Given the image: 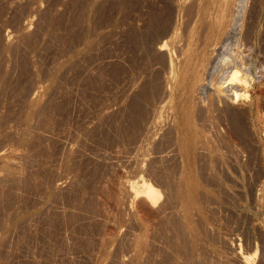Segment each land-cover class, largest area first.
<instances>
[{
	"label": "rangeland",
	"instance_id": "obj_1",
	"mask_svg": "<svg viewBox=\"0 0 264 264\" xmlns=\"http://www.w3.org/2000/svg\"><path fill=\"white\" fill-rule=\"evenodd\" d=\"M190 1L0 0V264H244V256L264 264V119L260 125L256 114L242 115L243 102L231 101L243 116L241 135L221 107L202 113L198 97L193 107L200 109L191 111L193 135L202 131L195 137L205 147L191 149L198 152L193 163L180 151L190 129L179 112L183 98L166 81L170 59L177 58L172 34L191 27ZM241 1L235 3L244 14L232 27L240 39L236 51L259 71L264 0ZM163 42L170 45L161 51ZM260 101L263 115L264 96ZM188 170H195L189 180ZM141 177L160 191V201L151 207L131 190ZM193 184L198 196L188 187Z\"/></svg>",
	"mask_w": 264,
	"mask_h": 264
},
{
	"label": "bare ground",
	"instance_id": "obj_2",
	"mask_svg": "<svg viewBox=\"0 0 264 264\" xmlns=\"http://www.w3.org/2000/svg\"><path fill=\"white\" fill-rule=\"evenodd\" d=\"M237 1V0H236ZM241 0H239V2H240ZM169 2V1H168ZM191 2V4L190 3H187L188 5L190 4V6L188 7V12H189V14H190V16L191 17H189L191 20H192V22H191V27L189 28L188 26V29H186L185 31V33L184 32H181L179 29H175V31H174V33L172 34L173 35V42H174V48H175V53L177 52V58H176V60L175 59H173V58H171L170 59V68H171V70H170V73H168L169 75H167V85H168V87L167 88H170L171 90H173V91H176L177 93H178V95H180V98L182 99L183 98V102H181V104L179 105V107L180 108H182L181 109V111H179V112H181L183 115V121H186L185 123L188 125V127H189V129H190V131L189 130H186L187 132H188V135H187V138L185 137V138H183L184 136H183V133H182V129H181V127H182V124H181V127L180 128H178L179 130L178 131H180L181 130V133H180V138L179 139H182L183 138V143H180V144H182V145H180V147L181 146H183V150H182V147L180 148V151L182 152L183 151V154L186 156V158H187V160H186V158H185V160H186V162L188 161V163H193V160L195 159L194 158V156H193V152H195L194 150V148H198V146L199 145H197L198 144V140H197V138L195 137V135L198 133H195V135H193V133L196 131V126H195V123H194V121H193V114H191V111L194 113V111H195V109L194 108H197L198 106H200L201 107V111L204 109L205 111H206V114L207 113H209V114H212L211 112H213V110H215V109H217L218 107L220 108V111L223 109V112H225V114L227 115V117H229L230 119H231V121H233V123H234V128H237V130H239V128H241L242 130L244 129V128H242L241 127V124H242V121H243V119H242V121L240 120V117H243L242 115H247V114H249V116L250 115H254L255 116V114H256V120H258V121H256V122H259L260 123V125H262V122H263V116H264V114L262 115V113H261V111H260V106H262L261 104H260V100H261V98H262V96H264V69L262 68V69H260L259 71H257V69H259V68H261V67H255L254 65L253 66H251V65H249L248 66V61H244V59L246 58H243L242 56H241V54H240V51L238 50V51H236L237 50V46H239V44H240V39H238V38H236V37H234V35L236 34V32H235V34L232 32L233 30V28L232 27H234V22L236 23V21L235 20H237L238 18H237V16L240 14V16H243V15H241V14H244V13H241V6H240V3L238 4L239 6H240V8L238 9L236 6H237V4L235 3V0H191L190 1ZM242 2V1H241ZM173 3V2H172ZM186 4V5H187ZM174 5V4H173ZM172 5V6H173ZM238 6V7H239ZM242 6H244V5H242ZM256 7V6H255ZM173 9H175V8H173ZM184 9V8H183ZM245 9V8H244ZM186 10V9H185ZM241 10V11H240ZM187 11V10H186ZM244 11V10H243ZM164 12V11H163ZM255 12H257V11H255ZM254 12V13H255ZM262 12V11H261ZM169 13V12H168ZM158 14V13H157ZM172 14V13H171ZM153 15V14H152ZM151 15V16H152ZM173 15V14H172ZM176 15V14H175ZM158 16V15H157ZM162 16V15H161ZM189 16V15H188ZM165 17V16H164ZM174 17V16H173ZM176 17V16H175ZM184 17V16H183ZM182 17V18H183ZM256 17V16H255ZM259 17V16H258ZM169 18V17H168ZM237 18V19H236ZM166 19V18H165ZM190 19H188L189 21H190ZM255 19H257V18H255ZM259 19V18H258ZM156 20V19H155ZM187 20V19H186ZM170 21V20H169ZM159 22V21H158ZM172 22V21H171ZM183 22V21H182ZM241 22V21H240ZM163 23V22H162ZM161 23V24H162ZM188 23V22H187ZM238 23V22H237ZM245 23V22H244ZM157 24V23H156ZM155 24V25H156ZM159 24V23H158ZM166 24V23H165ZM168 24H170V22L168 23ZM173 24V23H172ZM174 25V24H173ZM188 25V24H187ZM243 25V24H242ZM249 25V24H248ZM178 26V25H177ZM238 26V25H237ZM185 27V26H184ZM248 27V26H247ZM146 28V27H145ZM172 28V27H171ZM238 28V27H237ZM254 28V27H253ZM158 29H159V27H158ZM163 29V28H162ZM183 29V28H182ZM185 29V28H184ZM183 29V30H184ZM234 29H236V27L234 28ZM240 29V28H239ZM245 29V28H244ZM27 30V29H26ZM151 30V29H150ZM249 30V33H250V31H251V29L249 28L248 29ZM164 31H165V29H164ZM163 31V32H164ZM253 31V30H252ZM251 31V32H252ZM162 32V31H161ZM261 32V31H260ZM165 33V32H164ZM244 33V32H243ZM253 33V32H252ZM155 34V33H154ZM247 34V33H246ZM249 35V34H248ZM262 35V34H261ZM140 36H141V34H140ZM243 36V35H242ZM250 36V35H249ZM139 37V36H138ZM163 37V36H162ZM171 37V36H170ZM247 37V36H246ZM262 37V36H261ZM147 38V37H146ZM145 38V39H146ZM250 38V37H249ZM248 38V39H249ZM253 38V37H252ZM136 39V38H135ZM141 39V38H140ZM144 39V40H145ZM151 40H152V38H150ZM149 39V40H150ZM148 40V41H149ZM161 40H163V39H161ZM243 40V39H242ZM245 40V39H244ZM159 41V40H158ZM246 42V41H245ZM244 42V43H245ZM149 43V42H148ZM152 43V42H151ZM243 43V42H242ZM155 44V43H154ZM169 44V43H168ZM168 44H167V42H163V43H161L160 44V46H158L159 47V49L161 50V51H164V50H166V48L168 47ZM251 44H252V42H251ZM170 45V44H169ZM244 45V44H243ZM247 46H249L248 44H247ZM250 47V46H249ZM148 49V48H147ZM155 49H156V47H155ZM170 49V48H169ZM245 49H246V47H245ZM244 49V50H245ZM250 49H251V47H250ZM262 49V48H261ZM157 50V49H156ZM247 50H249V49H247ZM152 52V51H151ZM242 52H243V49H242ZM248 52V51H247ZM244 53H246V52H244ZM243 53V54H244ZM151 54V53H150ZM247 54V53H246ZM256 54H257V52H256ZM259 55V54H258ZM162 56V55H161ZM163 57H164V55H163ZM260 57V56H259ZM262 58V57H261ZM260 58V59H261ZM159 59V58H158ZM164 60H165V57H164ZM167 60V59H166ZM259 61V60H258ZM262 61V60H261ZM248 62V63H247ZM156 63V62H155ZM162 63V62H161ZM258 63V62H257ZM254 64V63H253ZM262 64H263V62H262ZM262 64H260V65H262ZM247 65V66H246ZM258 65H259V63H258ZM264 66V65H263ZM262 66V67H263ZM154 69V68H153ZM154 74V73H153ZM157 74H155V76H156ZM158 76H160V75H158ZM162 76V75H161ZM153 77V76H152ZM165 77V76H164ZM155 78V77H154ZM159 78V77H158ZM165 79H166V77H165ZM162 82H163V79H162ZM154 85V84H153ZM155 85H156V83H155ZM166 85V84H165ZM209 85H211V87L213 88V90H211V89H209L208 88V86ZM159 87V86H158ZM162 87V86H161ZM164 88H165V86H164ZM156 90V89H155ZM158 90V89H157ZM165 90V89H164ZM167 91H168V89H167ZM166 91V92H167ZM158 93V92H157ZM144 94V93H143ZM163 94V93H162ZM177 95V94H176ZM139 96V95H138ZM142 96V95H141ZM159 96V95H158ZM199 97V99H200V104L198 103L199 101V99L197 100V98ZM165 98V97H164ZM177 98V97H176ZM232 100H231V99ZM133 99V98H132ZM136 100V99H135ZM138 100V99H137ZM196 100H197V102H196ZM238 100V101H241V103L243 102L244 103V105H245V111L247 112L246 114H242L241 112V116H239L240 115V113H238L237 111H238V109H237V111L235 110V111H233V107H231V101H234V103L236 104V101ZM148 101V100H147ZM179 101V100H178ZM134 102V101H133ZM143 102V101H142ZM194 102L196 103V105H197V103H198V106H196V107H193V105H195L194 104ZM242 103V104H243ZM263 103V102H262ZM135 104H137V101H136V103ZM134 104V105H135ZM147 104H149V103H147ZM169 104V103H168ZM167 104V105H168ZM178 104V103H177ZM237 104H239V102L237 103ZM242 104H239V106L240 105H242ZM177 106V105H176ZM130 107V106H129ZM145 107H146V105H145ZM162 107V106H161ZM200 107H198L199 109H200ZM236 107V106H235ZM131 108V107H130ZM147 108V107H146ZM180 108L179 109H177V110H180ZM236 108H239L238 106L236 107ZM241 108V107H240ZM239 108V109H240ZM139 109V108H138ZM141 109H142V107H141ZM153 109V108H152ZM132 110V109H131ZM133 110H134V108H133ZM176 110V109H175ZM174 110V111H175ZM194 110V111H193ZM204 110L202 111V113L204 112ZM127 111H129V110H127ZM139 111H144L143 109L142 110H139ZM157 111V110H156ZM198 111V110H197ZM200 111V110H199ZM244 110H243V112H245ZM154 112V111H153ZM169 112V111H168ZM222 112V113H223ZM134 113H135V111H134ZM146 113V112H145ZM162 113V112H161ZM170 113V112H169ZM199 113H201V112H199ZM216 114H217V112H215ZM214 113V114H215ZM263 113H264V111H263ZM129 114V113H128ZM140 115V114H138L137 113V111H136V113L134 114V115ZM156 114V113H155ZM176 114V113H175ZM177 114H178V112H177ZM177 114H176V116H177ZM196 114V113H195ZM208 114V115H209ZM213 114V115H214ZM220 114V113H219ZM119 115V114H118ZM121 115V114H120ZM127 115V114H126ZM131 115V114H130ZM136 115V116H137ZM146 115V114H145ZM148 115V114H147ZM152 115V114H151ZM198 115H200V114H198ZM202 115V114H201ZM223 115H224V113L222 114V117H223ZM132 116V115H131ZM142 116V115H141ZM144 116V115H143ZM142 116V117H143ZM181 116V115H180ZM207 116V115H206ZM205 116V117H206ZM210 116H212V115H209V117ZM221 116V115H220ZM156 117V116H155ZM154 117V118H155ZM165 117V116H164ZM179 117V116H178ZM203 117V116H202ZM208 117V116H207ZM215 117V116H214ZM217 117V116H216ZM221 117V118H222ZM226 117V116H225ZM225 117L223 118V120L225 119ZM247 117V116H246ZM133 118V117H132ZM135 118V117H134ZM145 118V117H144ZM149 118V117H148ZM153 118V119H154ZM169 118V117H168ZM204 118V117H203ZM220 118V117H219ZM249 118V117H248ZM247 118V119H248ZM250 118H251V116H250ZM249 118V119H250ZM254 118V117H253ZM138 119H140L139 117H138ZM170 119V118H169ZM207 119V118H206ZM212 119H213V117H212ZM117 120V119H116ZM121 120V119H120ZM126 120V119H125ZM155 120V119H154ZM168 120V119H167ZM197 120H198V118H197ZM209 120H210V118H209ZM216 120V119H215ZM222 120V119H221ZM220 119H219V121H221ZM229 120V119H228ZM253 120V119H252ZM128 121V120H127ZM152 121V120H151ZM159 121V120H158ZM173 121V120H172ZM174 121H175V119H174ZM177 121H179V120H177ZM212 121V120H211ZM244 121H245V119H244ZM249 121V120H248ZM247 121V122H248ZM254 121V120H253ZM116 122V121H115ZM136 122V121H135ZM140 122V121H139ZM149 122V121H148ZM155 122V121H154ZM197 122H199V121H197ZM205 122V121H204ZM203 122V123H204ZM215 122V121H214ZM224 122V121H223ZM256 122H254V123H252V124H255ZM134 123V122H133ZM137 123V122H136ZM141 123V122H140ZM157 123V122H156ZM161 123V122H160ZM175 123V122H174ZM173 123V124H174ZM179 123H180V121H179ZM179 123H176V125L175 126H177V124H179ZM219 123V122H218ZM217 123V124H218ZM226 122H224V124H225ZM232 123V122H231ZM232 123V124H233ZM245 123H246V121H245ZM244 123V124H245ZM135 124V123H134ZM199 124V123H198ZM201 124V123H200ZM206 124H208V123H206ZM215 124V123H214ZM223 124V123H222ZM221 123H220V125H222ZM227 124V123H226ZM243 124V125H244ZM249 124V123H248ZM250 124H251V122H250ZM264 124V123H263ZM118 125V124H117ZM138 125V124H137ZM145 125V124H144ZM152 125H153V123H152ZM170 125V124H169ZM171 125H172V123H171ZM174 125L172 126V127H174ZM187 125H186V127H187ZM203 125V124H202ZM213 125V124H212ZM211 125V127L210 128H212L213 126ZM246 125V124H245ZM256 125H257V123H256ZM154 126V125H153ZM156 126V125H155ZM255 126V125H254ZM259 126V125H258ZM257 126V127H258ZM111 127V126H110ZM147 127V126H146ZM152 127V126H151ZM169 127V126H168ZM171 127V126H170ZM184 127V126H183ZM198 127H200V126H198ZM216 127V126H215ZM214 127V128H215ZM217 127H218V125H217ZM230 127V126H229ZM251 127V126H250ZM253 127V126H252ZM256 127V126H255ZM261 127V126H260ZM259 127V128H260ZM264 127V126H263ZM112 128V127H111ZM123 128V127H122ZM128 128V127H127ZM135 128V127H134ZM158 128V127H157ZM164 128V127H163ZM176 128V129H177ZM201 128V130H202V127H200ZM204 128V127H203ZM213 128V129H214ZM222 128V127H221ZM225 128V127H224ZM232 128V127H231ZM233 128V129H234ZM249 128V127H248ZM131 129V128H130ZM173 129H175V128H173ZM223 129V128H222ZM230 129V128H229ZM246 129V128H245ZM250 129V128H249ZM249 129H246V130H249ZM105 130V129H104ZM132 130V129H131ZM130 130V131H131ZM136 130V129H135ZM134 130V131H135ZM139 130V129H138ZM165 130V129H164ZM198 130V129H197ZM200 130V131H201ZM209 130V129H208ZM105 131H107V129L105 130ZM110 131V130H109ZM166 131V130H165ZM170 131V130H169ZM183 131H185V130H183ZM203 131H204V129H203ZM206 131V130H205ZM211 131V129L209 130V132ZM218 131V130H217ZM223 131V130H222ZM240 131V130H239ZM244 131V130H243ZM249 131H251V129L249 130ZM254 131V130H253ZM253 131H251L252 133H253ZM96 132V131H95ZM122 132V131H121ZM137 132V131H136ZM135 132V133H136ZM151 132V131H150ZM215 132V131H214ZM241 133H242V131H240ZM239 132V133H240ZM114 133V132H113ZM123 133V132H122ZM128 133V132H127ZM131 133V132H130ZM154 133V132H153ZM157 133H159V132H157ZM161 133V132H160ZM164 133V132H163ZM175 133H176V130H175ZM200 133V132H199ZM198 133V134H199ZM201 133H202V131H201ZM200 133V134H201ZM211 133H212V131H211ZM217 133V132H216ZM244 133V132H243ZM243 133L241 134V135H243ZM260 133V132H259ZM112 134V133H111ZM138 134V133H137ZM142 134V133H141ZM152 134V133H151ZM173 134V133H172ZM198 134L196 135V136H198ZM214 134V133H213ZM212 134V135H213ZM218 134V133H217ZM245 134V133H244ZM254 134V133H253ZM109 135V134H108ZM144 135V134H143ZM163 135V134H162ZM167 135V134H166ZM165 135V136H166ZM177 135H178V133H177ZM186 135V134H185ZM252 135V134H251ZM251 135H249V136H251ZM127 136V135H126ZM139 136H141V135H139ZM147 136V135H146ZM154 136V135H153ZM171 136V135H170ZM169 136V137H170ZM173 136V135H172ZM202 136V135H201ZM205 136H207L206 134H205ZM215 136V135H214ZM218 136V135H217ZM220 136H223V135H220ZM229 136H231V135H229ZM238 136V135H237ZM240 136V135H239ZM246 136H248L247 134H246ZM107 137V136H106ZM133 137V136H132ZM142 137V136H141ZM163 137V136H162ZM204 137V136H203ZM223 137H225V136H223ZM130 138V137H129ZM135 138V137H134ZM140 138V137H139ZM172 138V137H171ZM198 138H200L199 136H198ZM215 138V137H214ZM221 138V137H220ZM226 138V137H225ZM258 138V137H257ZM105 139V138H104ZM133 139V138H132ZM144 139V138H143ZM149 139V138H148ZM161 139V138H160ZM169 139V138H168ZM178 139V138H177ZM178 139V140H179ZM206 139H207V137H206ZM217 139V138H216ZM218 139H219V137H218ZM246 139H247V137H245V140H244V137H243V140L244 141H246ZM108 140V139H107ZM111 140V139H110ZM109 140V141H110ZM123 140V139H122ZM156 140V139H155ZM166 139H164V141H165ZM209 140H210V138H209ZM221 139H219V141H220ZM248 141H249V139H247ZM138 141V140H137ZM147 141H149V140H147ZM153 141V140H152ZM160 141V140H159ZM180 141V142H181ZM213 141V140H212ZM251 141V140H250ZM100 142V141H99ZM105 142V141H104ZM161 142H162V140H161ZM200 142V141H199ZM202 142V141H201ZM200 142V143H201ZM215 142H217V141H215ZM222 142H224V141H222ZM247 142V141H246ZM258 142V141H257ZM133 143V142H132ZM145 143V142H144ZM159 143V142H158ZM229 143V142H228ZM245 143V142H244ZM256 143V142H255ZM259 143V142H258ZM115 143H113V145H114ZM137 144V143H136ZM157 144V143H156ZM162 144V143H161ZM160 144V145H161ZM170 144V143H169ZM173 144V143H172ZM212 144H214V143H212ZM246 144H248V142L246 143ZM100 145V144H99ZM111 145V144H110ZM125 145V144H124ZM159 145V146H160ZM171 145V144H170ZM175 145V144H174ZM196 145H197V147H196ZM204 147H205V145L204 144H202ZM201 145V147H203ZM220 145V144H219ZM218 145V146H219ZM129 146V145H128ZM135 146V145H134ZM153 146V145H152ZM214 147L216 146V145H213ZM247 146V145H246ZM104 147V146H103ZM102 147V148H103ZM121 147V146H120ZM143 147V146H142ZM147 147V146H146ZM149 147V146H148ZM165 147V146H164ZM175 147V146H174ZM201 147L199 146V148H200V150H201ZM214 147H212V148H214ZM220 147V146H219ZM221 147H222V145H221ZM230 147H231V145H230ZM235 147V146H234ZM252 147V146H251ZM105 148H106V146H105ZM198 148V149H199ZM254 148V147H253ZM252 148V149H253ZM258 148V147H257ZM110 149V148H109ZM113 149V148H112ZM121 149V148H120ZM125 149V148H124ZM137 149V148H136ZM146 149V148H145ZM154 149H156V148H154ZM171 149H172V147H171ZM174 149V148H173ZM191 149H194L193 151L191 150ZM205 149V148H204ZM207 149V148H206ZM222 149V148H221ZM234 149V148H233ZM264 149V148H263ZM115 150V149H114ZM162 150V149H161ZM164 150H166V149H164ZM227 150V149H226ZM231 150V149H230ZM113 151V150H112ZM119 151V150H118ZM125 151V150H124ZM131 151V150H130ZM144 151H146V150H144ZM150 150L148 149V152H149ZM192 151V152H191ZM198 151V150H197ZM202 151V150H201ZM208 151V150H207ZM213 151V150H212ZM216 151V150H215ZM222 151V150H221ZM234 151V150H233ZM244 151V150H243ZM247 151V150H246ZM126 152V151H125ZM143 152V151H142ZM152 152V151H151ZM168 152H170V151H168ZM176 152V151H175ZM204 152V151H203ZM114 153V152H113ZM121 153H123V151L121 152ZM154 153V152H153ZM196 153V152H195ZM198 153V152H197ZM196 153V154H197ZM202 153V152H201ZM206 153H208V152H206ZM205 153V154H206ZM155 154V153H154ZM204 154V153H203ZM211 154H213V153H211ZM210 154V155H211ZM216 154V153H215ZM222 154V153H221ZM232 154V153H231ZM238 154H240V153H238ZM257 154V153H256ZM116 155V154H115ZM118 155V154H117ZM135 155V154H134ZM163 155V154H162ZM165 155V154H164ZM167 155V154H166ZM210 155H208V156H210ZM227 155V154H226ZM234 155H236V154H234ZM113 156V155H112ZM119 156H121V155H119ZM154 156V155H153ZM174 156V155H173ZM196 156V155H195ZM200 156H202V155H200ZM204 156V155H203ZM206 156V155H205ZM207 156V157H208ZM218 156V155H217ZM227 156H229V155H227ZM242 156V155H241ZM132 157V156H131ZM144 157V156H143ZM156 157V156H155ZM197 157V156H196ZM207 157H205V158H207ZM211 157H215V156H211ZM231 157H233V156H231ZM249 157V156H248ZM252 157V156H251ZM124 158V157H123ZM141 158V157H140ZM176 158V157H175ZM218 157H216V159H217ZM242 158V157H241ZM136 159V158H135ZM138 159V158H137ZM157 159V158H156ZM180 159V158H179ZM199 159V158H198ZM203 159V158H202ZM208 159V158H207ZM219 159V158H218ZM218 159H217V161H218ZM226 159V158H225ZM233 159V158H232ZM250 159V158H249ZM121 160V159H120ZM123 160H125V159H123ZM128 160V159H127ZM126 160V161H127ZM131 160H134V158L133 159H131ZM151 160V159H150ZM162 160V159H161ZM165 160V159H164ZM184 160V161H185ZM205 160V159H204ZM214 160V159H213ZM236 160V159H235ZM255 160V159H254ZM155 161V160H154ZM168 161V160H167ZM196 161H198V160H196ZM195 161V162H196ZM216 161V162H217ZM225 161V160H224ZM234 161V160H233ZM239 161V160H238ZM242 161V160H241ZM252 161V160H251ZM256 161V160H255ZM119 162V161H118ZM137 162V161H136ZM173 162V161H172ZM175 162V161H174ZM211 162H213V161H211ZM215 162V163H216ZM229 162V161H228ZM257 162V161H256ZM262 162V161H261ZM133 163V162H132ZM148 163H150V162H148ZM156 163V162H155ZM161 163H162V161H161ZM179 163V162H178ZM199 163V162H198ZM207 163V162H206ZM214 163V162H213ZM214 163V164H215ZM242 163V162H241ZM251 163V162H250ZM117 164V163H116ZM131 164V163H130ZM196 164V163H195ZM194 164V165H195ZM237 164V163H236ZM252 164V163H251ZM255 164V163H254ZM149 165V164H148ZM161 165V164H160ZM176 165V164H175ZM174 165V166H175ZM185 165V164H184ZM188 165V164H187ZM198 165V164H197ZM203 165V164H202ZM117 166V165H116ZM162 166H164V165H162ZM166 166V165H165ZM180 166V165H179ZM192 166V165H191ZM217 166V165H216ZM231 166V165H230ZM245 166V165H244ZM247 166V165H246ZM248 166H249V164H248ZM131 167V166H130ZM147 167V166H146ZM157 167V166H156ZM182 167V166H181ZM198 167V166H197ZM203 167V166H202ZM205 167V166H204ZM210 167V166H209ZM212 167V166H211ZM218 167V166H217ZM132 168V167H131ZM143 168V167H142ZM162 168V167H161ZM165 168V167H164ZM186 168H187V166H186ZM191 168V167H190ZM207 168V167H206ZM216 168V167H215ZM223 168V167H222ZM229 168V167H228ZM249 168V167H248ZM252 168V167H251ZM254 168H255V166H254ZM264 168V167H263ZM148 169V168H147ZM176 169V168H175ZM179 169V168H178ZM195 169H197V168H195ZM259 169H261V168H259ZM117 170V169H116ZM115 170V171H116ZM125 170H126V168H125ZM143 170V169H142ZM149 170V169H148ZM159 170V169H158ZM187 170V169H186ZM191 170H193V168H191ZM201 170H202V168H201ZM210 170V169H209ZM228 170V169H227ZM231 170V169H230ZM240 170V169H239ZM247 170V169H246ZM249 170V169H248ZM255 170V169H254ZM257 170V169H256ZM121 171V170H120ZM157 171V170H156ZM166 171V170H165ZM184 171V170H183ZM189 171V170H188ZM195 171V170H194ZM194 171H192L191 173H193ZM198 171V170H197ZM197 171H196V175H198L197 174ZM206 171V170H205ZM138 172V171H137ZM178 172H180V171H178ZM209 172V171H208ZM214 171H212V173H213ZM228 172V171H227ZM253 172V171H252ZM262 172H264V170L262 171ZM136 173V172H135ZM134 173V174H135ZM189 173H190V171H189ZM191 173L189 174V175H187L188 174V172L186 171V173H184V176H188V177H186L188 180L189 179H191L192 177H191ZM205 173H207V172H205ZM243 173H245V172H243ZM251 173V172H250ZM186 174V175H185ZM200 174V173H199ZM208 174V173H207ZM218 174V173H217ZM224 174V173H223ZM241 174V173H240ZM257 174V173H256ZM262 174H264V173H262ZM115 175V174H114ZM128 175V174H127ZM131 175V174H130ZM138 175V174H137ZM148 175H149V173H148ZM154 175V174H153ZM178 175V177H180L179 176V174H177ZM183 175V174H182ZM181 175V177H183L184 178V176H182ZM204 175V174H203ZM215 175V174H214ZM253 175H255V174H253ZM118 176V175H117ZM119 176H120V174H119ZM129 176V175H128ZM168 176V175H167ZM192 176H195V173H194V175L192 174ZM209 176H211V175H209ZM239 176V175H238ZM250 176V175H249ZM257 176V175H256ZM260 176H261V174H260ZM153 177V176H152ZM164 177V176H163ZM162 177V178H163ZM171 177H172V175H171ZM189 177H191V178H189ZM235 177H236V175H235ZM247 177V176H246ZM255 177V176H254ZM263 177V176H262ZM115 178V177H114ZM150 178H151V176H150ZM156 178V177H155ZM168 178V177H167ZM173 178V177H172ZM194 178V177H193ZM203 178H205V177H203ZM203 178H201L200 177V179L202 180ZM214 178V177H213ZM216 178V177H215ZM221 178V177H220ZM225 178H227V177H225ZM256 178V177H255ZM157 179V178H156ZM173 179H175V178H173ZM198 179V178H197ZM228 179H229V177H228ZM239 179V178H238ZM246 179V178H245ZM254 179V178H253ZM116 180V179H115ZM122 181H123V179H121ZM125 180V179H124ZM166 180V179H165ZM164 180V181H165ZM183 180H186V179H183ZM183 180H182V184L184 183V182H187V180L186 181H184L183 182ZM193 180V179H192ZM190 180V184L192 185V183H194L195 182V180ZM220 180V179H219ZM232 180V179H231ZM235 180V179H234ZM262 180V179H261ZM264 180V179H263ZM152 181V180H151ZM160 181V180H159ZM175 181H176V179H175ZM200 181V180H199ZM208 181V180H207ZM211 181V180H210ZM217 181V180H216ZM236 181V180H235ZM239 181V180H238ZM257 181V180H256ZM260 181V180H259ZM109 182V181H108ZM115 182V181H114ZM156 182V181H155ZM171 182V181H170ZM192 182V183H191ZM201 182V181H200ZM107 183V182H106ZM112 183H113V181H112ZM125 183V182H124ZM162 183V182H161ZM218 183V182H217ZM246 183V182H245ZM252 183V182H251ZM123 184V183H122ZM154 184V183H153ZM166 184H167V182H166ZM173 184V183H172ZM195 185H196V182L194 183ZM194 184H193V186H188V187H190V189L195 193V195H196V193L198 192V191H196V190H198L197 188H198V186L196 187V190H193L192 189V187H194ZM205 184V183H204ZM104 185V184H103ZM112 185V184H111ZM158 185V184H157ZM175 185V184H174ZM188 185V184H187ZM201 185V184H200ZM210 185V184H209ZM214 185H215V183H214ZM102 186V185H101ZM165 186V185H164ZM176 186V185H175ZM181 186V185H180ZM179 186V187H180ZM182 186H184L185 187V183H184V185H182ZM257 186V185H256ZM262 187H263V185H261ZM128 187V186H127ZM130 187V186H129ZM162 187V186H161ZM178 187V186H177ZM183 187V188H184ZM200 187V186H199ZM255 187V186H254ZM257 187H259V186H257ZM101 188V187H100ZM109 188V187H108ZM113 188V187H112ZM164 188V187H163ZM167 188V187H166ZM181 188V187H180ZM203 188V187H202ZM209 188V187H208ZM220 188V187H219ZM128 189V188H127ZM179 189V188H178ZM185 189V188H184ZM195 189V188H194ZM200 189V188H199ZM204 189V188H203ZM203 189H200V191H203ZM215 189V188H214ZM254 189V188H253ZM257 189V188H256ZM258 189H260V188H258ZM263 189V188H262ZM131 190H134V194H136L135 196L136 197H139V198H142V200L144 201V203H146L147 204V207H151V205H153V204H155V203H157L158 202V200L160 199V197H161V195H160V191L157 189V188H155L153 185H152V183L150 182V180H148V179H145V178H143V177H141V178H139V180L138 181H136L135 183H132L131 184ZM161 190V189H160ZM174 190V189H173ZM180 190V189H179ZM186 190V189H185ZM188 190H189V188H188ZM190 190V193L192 192ZM252 190V189H251ZM264 190V189H263ZM113 191V190H112ZM119 191V190H118ZM164 191H165V189H164ZM175 191V190H174ZM199 191V192H200ZM250 191V190H249ZM255 191V190H254ZM260 191V190H259ZM259 191H257V192H259ZM111 192V191H110ZM116 192V191H115ZM170 192V191H169ZM177 192V191H176ZM182 192H184L183 190H182ZM204 192H206L205 190H204ZM215 192V191H214ZM253 192V191H252ZM264 192V191H263ZM128 193H130V192H128ZM166 193H168V192H166ZM190 193H188L187 194V196L190 194ZM115 194V193H114ZM132 194V193H131ZM186 194V193H185ZM193 194V193H192ZM198 194V193H197ZM201 194V193H200ZM206 194V193H205ZM257 194V193H256ZM259 194V193H258ZM257 194V195H258ZM261 195V201H260V204L262 203V199H263V201H264V194H262V193H260ZM113 195V194H112ZM122 195V194H121ZM168 195V194H167ZM176 195V194H175ZM181 195H183V194H181ZM215 194H213V196H214ZM103 196V195H102ZM110 196V195H109ZM114 196V195H113ZM117 196V195H116ZM127 196V195H126ZM134 196V195H133ZM165 196V195H164ZM190 196V195H189ZM196 196H198V195H196ZM205 196H207V195H205ZM254 196V195H253ZM103 197H105V196H103ZM124 197V196H123ZM129 197V196H128ZM166 197V196H165ZM169 197V196H168ZM184 197H186V196H183V198ZM255 197V196H254ZM111 198V197H110ZM127 198V197H126ZM172 198V197H171ZM170 198V199H171ZM193 198V197H192ZM200 198V197H199ZM205 198V197H204ZM252 198V197H251ZM104 199V198H103ZM113 199V198H112ZM122 199V198H121ZM189 199V198H188ZM190 199H191V197H190ZM190 199H189V202H191L190 201ZM194 199V198H193ZM196 200H197V198H195ZM194 199V200H195ZM206 199V198H205ZM209 199V198H208ZM259 199V198H258ZM258 199H257V201H258ZM136 200H137V198H136ZM139 200V199H138ZM137 200V201H138ZM163 200V199H162ZM166 200V199H165ZM196 200H195V202H196ZM203 200V199H202ZM252 200H253V198H252ZM255 200V199H254ZM260 200V199H259ZM133 201V200H132ZM160 201V200H159ZM173 201H174V199H173ZM177 201V200H176ZM107 202V201H106ZM122 202V201H121ZM127 202V201H126ZM135 202V201H134ZM140 202V201H139ZM168 202V201H167ZM195 202H194V204H195ZM116 203V202H115ZM161 203H163V201L161 202ZM166 203V202H165ZM186 203H188V202H186ZM203 203V202H202ZM205 203V202H204ZM208 203V202H207ZM207 203H205V204H207ZM160 204V203H159ZM173 204V203H172ZM171 204V205H172ZM199 204H201L200 202H199ZM263 204V203H262ZM136 205H137V203H136ZM139 205V204H138ZM148 205H150V206H148ZM253 205H254V203H253ZM259 205V204H258ZM95 206V205H94ZM120 206V205H119ZM140 206V205H139ZM144 206H146V205H144ZM162 206V205H161ZM167 206V205H166ZM169 206V205H168ZM174 206H175V204H174ZM186 206V205H185ZM190 206H191V204H190ZM202 206V205H201ZM263 206H264V204H263ZM93 207V206H92ZM129 207V206H128ZM136 207V206H135ZM156 207H157V205H156ZM184 207V206H183ZM192 208L194 207V206H191ZM190 207V208H191ZM205 207V206H204ZM97 208V207H96ZM143 209H145L144 207H142ZM153 208H154V206H153ZM181 208V207H180ZM196 208V207H195ZM205 208H207V207H205ZM147 209V208H146ZM152 209V208H151ZM185 209V208H184ZM183 209V210H184ZM199 209V208H198ZM244 209V208H243ZM256 209V208H255ZM254 209V210H255ZM126 210H128V209H126ZM129 210H130V208H129ZM137 210H138V208H137ZM142 210V209H141ZM154 210V209H153ZM160 210V209H159ZM158 210V211H159ZM166 210V209H165ZM168 210V209H167ZM190 211H191V209H189ZM195 210H197V208L195 209ZM194 210V211H195ZM202 210V209H201ZM204 210V209H203ZM94 211V210H93ZM148 211V210H147ZM162 211V210H161ZM185 211V210H184ZM187 211V210H186ZM199 211V210H198ZM206 211V210H205ZM84 212V211H83ZM91 212V211H90ZM131 212V211H130ZM138 212V211H137ZM156 212V211H155ZM197 212V211H196ZM92 213V212H91ZM97 213V212H96ZM191 213H193V211L191 212ZM152 214V213H151ZM150 214V215H151ZM156 214H158V213H156ZM183 214H184V212H183ZM194 214V213H193ZM192 214V215H193ZM261 214V213H260ZM142 215V214H141ZM145 215V214H144ZM148 215V214H147ZM187 215V214H186ZM191 215V216H192ZM196 216H197V214H196ZM204 216V215H203ZM149 217V216H148ZM154 217V216H153ZM187 217L189 218V216L187 215ZM193 218H194V216H193ZM32 219V218H31ZM142 219V218H141ZM157 219V218H156ZM165 219V218H164ZM251 219V218H250ZM256 219H258V218H256ZM188 220V219H187ZM186 220V222H188ZM192 220V219H191ZM85 221V220H84ZM258 221V220H257ZM82 222V221H81ZM159 222V221H158ZM31 223H32V221H31ZM85 223V222H84ZM151 223V222H150ZM208 223V222H207ZM243 223V222H242ZM25 224V223H24ZM149 224V223H148ZM155 224V223H154ZM182 224V223H181ZM188 224V223H187ZM191 224V223H190ZM14 225V224H13ZM29 225V224H28ZM183 225V224H182ZM255 225V224H254ZM149 226V225H148ZM180 226V225H179ZM144 227V226H143ZM147 227V226H146ZM145 227V228H146ZM157 227V226H156ZM182 227V226H181ZM187 227V226H186ZM257 227H258V225H257ZM149 228V227H148ZM151 228H153L152 226H151ZM183 228V227H182ZM194 228H196V227H194ZM261 229V228H260ZM184 230V229H183ZM184 231H186V230H184ZM183 231V232H184ZM182 232V231H181ZM193 232H194V230H193ZM192 232V233H193ZM151 233V232H150ZM153 233V232H152ZM186 233V232H185ZM262 233H264L263 231H262ZM148 234V233H147ZM151 235V234H150ZM188 236V235H187ZM193 236V235H192ZM197 236V235H196ZM103 237V236H102ZM151 237V236H150ZM195 237V236H194ZM198 237H200V236H198ZM108 238V237H107ZM185 238H187V237H185ZM190 238V237H189ZM103 239V238H102ZM145 239H147V238H145ZM145 239H144V241H145ZM196 239V238H195ZM110 240V239H109ZM142 240H143V238H142ZM142 240H141V243H143L142 242ZM99 241H100V239H99ZM149 241V240H148ZM190 241H192V240H190ZM110 242V241H109ZM135 242H137V241H135ZM194 242V241H193ZM105 243V242H104ZM101 244H103V243H101ZM106 244V243H105ZM144 244V243H143ZM142 244V245H143ZM188 244V243H187ZM110 245V244H109ZM147 245V244H146ZM145 245V246H146ZM197 245V244H196ZM179 246V245H178ZM109 247V246H108ZM138 247V246H137ZM142 247H144V246H142ZM176 247V246H175ZM190 247V246H189ZM188 247V248H189ZM194 247V246H193ZM186 248V247H185ZM263 247H261V249H262ZM103 249V248H102ZM106 249H107V247H106ZM143 249V248H142ZM191 249V248H190ZM196 249V248H195ZM259 250V249H258ZM109 251V250H108ZM135 251H136V249H135ZM148 251V250H147ZM193 251V250H192ZM105 252V251H104ZM103 252V253H104ZM143 252V251H142ZM262 252V251H261ZM102 253V252H101ZM141 253V252H140ZM139 253V254H140ZM256 253L257 252H255V253H253L254 255H252V256H255L256 255ZM142 254V253H141ZM145 254V253H144ZM147 254V253H146ZM241 254H242V252H241ZM263 254V253H262ZM102 256V255H101ZM239 256V255H238ZM241 256V255H240ZM107 257V256H106ZM143 257H145V256H143ZM102 258V257H101ZM104 258V257H103ZM241 258H243V263L244 264H251L252 262H253V260L254 259H252L253 257H251V256H244V257H241ZM100 259V258H99ZM138 259V258H137ZM136 259V260H137ZM142 259V258H141ZM135 260V259H134ZM261 260H262V258H261ZM98 261V260H97ZM104 262V261H103ZM260 262L261 261H259V264H260ZM98 264V263H97Z\"/></svg>",
	"mask_w": 264,
	"mask_h": 264
}]
</instances>
